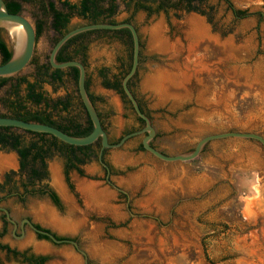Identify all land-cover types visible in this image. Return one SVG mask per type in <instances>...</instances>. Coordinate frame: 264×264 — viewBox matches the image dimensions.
I'll use <instances>...</instances> for the list:
<instances>
[{
  "label": "rangeland",
  "instance_id": "obj_1",
  "mask_svg": "<svg viewBox=\"0 0 264 264\" xmlns=\"http://www.w3.org/2000/svg\"><path fill=\"white\" fill-rule=\"evenodd\" d=\"M227 1L237 10L261 11L263 21L235 19L224 0H192L197 11L187 10L184 0L177 9L165 5L151 16L118 3L115 21L130 17L138 26L142 61L132 87L151 117L152 144L164 154L188 153L202 137L215 133L264 136V0ZM22 14L32 23L43 20L29 5ZM83 24L75 16L71 20V27ZM46 25L34 50L41 64L56 37ZM79 40L88 45V92L107 135L116 141L140 125L117 90L103 85L99 71L114 85L125 46L120 36L105 33ZM32 70L28 66L20 75L33 81ZM8 87L0 91V100ZM42 91L52 100H71L67 112L54 111L55 119L69 115L84 122L70 77L43 84ZM5 111L0 103V113ZM143 136L107 150L108 179L94 156L78 165L80 172L67 175L62 153L47 158L42 182L57 194L61 211L45 196L4 200L18 223L29 217L74 239L84 260L72 244L37 240L29 228L17 239L8 226L1 242L19 253L26 249L45 256L44 264H85V259L90 264H264L262 146L250 139H219L191 161L168 163L140 150ZM19 166L15 152L0 149V182L26 181L27 171ZM11 255L19 254L0 250V264H16Z\"/></svg>",
  "mask_w": 264,
  "mask_h": 264
},
{
  "label": "trees",
  "instance_id": "obj_2",
  "mask_svg": "<svg viewBox=\"0 0 264 264\" xmlns=\"http://www.w3.org/2000/svg\"><path fill=\"white\" fill-rule=\"evenodd\" d=\"M27 1V0H26ZM48 1L49 0H45ZM157 0H142L141 4H138L134 14L139 11H147L148 14L158 13L164 9V6H169L172 9H177L180 7L181 2L184 0H177L172 5L170 0H160L159 5H157L153 9V4L156 3ZM187 1V10L197 11L192 5V0ZM228 8L231 10L233 17L235 19H243L248 17H256L258 24L263 21V14L261 11L256 12H247L245 10H237L233 8L229 1L224 0ZM131 3V0H129ZM127 2V3H129ZM104 5L108 6L109 9H104ZM7 9L10 13L20 14L22 11L21 4L15 1H11L9 3L6 2ZM50 10L54 9L53 2L49 3ZM63 8H66L68 11L69 17H77L80 18L81 21L84 22L83 25L86 24H94V23H106V24H118V23H131L132 19L129 17L127 20H122L120 22L115 21L114 15L116 14V5H114V0H79L78 3H69L68 1H64L62 4ZM153 9V10H152ZM40 11L45 18V21L49 20L51 17L50 12L42 3V7ZM54 15L51 17V21L49 22V28L52 29L55 34L58 36L54 39L53 45L68 31L80 27L75 26L71 29H66V25L68 23V18L65 19V14L61 11L53 12ZM43 22H41L42 24ZM46 23V22H45ZM38 25L36 27V37H38L43 29L42 26ZM132 24V23H131ZM81 25V26H83ZM2 29H0V56H1V64L6 63L11 58V52L3 40L2 37ZM97 34V33H105L110 34L112 36H120L123 38L124 36L127 37V41L131 48L133 47V41L131 33L128 29H119V30H92L87 31L81 34H78L71 39H69L63 47L58 52L61 54L62 50L71 42L81 38L82 36L90 35V34ZM71 58H61L60 56L56 57L57 63H62L65 61H70ZM29 67L34 66V61L31 60ZM131 68V66H130ZM129 68V70H130ZM73 70L71 79L75 84V92H76V99L77 102L81 105L83 112H84V122H79L75 118L70 117L67 115L62 120H57L54 118L53 113L54 111H62L67 112L71 106V100L69 98L60 99V100H52L48 96L44 95L42 91L43 84H50L52 85L55 82L62 81V74L61 70L51 71V66L49 61L43 63L32 70V77L34 78L33 81L28 80V76H13L2 78L0 77V91L9 84V87L6 89L4 97L0 100L1 105L5 108L4 113H0V117H11L16 118L26 122H37L46 125L53 126L71 136L74 137H84L89 135L93 130V125L90 118L87 115V112L80 101V97L78 94L77 89V82H78V69L71 67ZM124 72L120 79L114 84L111 85L109 81H107L106 76L104 77V86L106 88L113 87L117 90V92L121 95V97L125 100L126 104L129 106L131 113L136 117L137 121L139 122L140 126L137 129L128 131L124 133V135L129 134L134 131H138L145 126V123L142 119H140L134 112L130 102L126 98L123 89H122V80L124 76L129 72ZM136 75V74H135ZM135 75L129 80L128 87L132 94L134 95L140 110L150 119L151 117L149 113L143 107V104L137 99L136 95L132 90V80L135 78ZM24 86V88H23ZM86 88H87V78H86ZM88 91V88H87ZM89 94V92H88ZM89 97L94 105V98L89 94ZM103 129L105 127L103 125V121L101 119L100 114H98ZM106 131V130H105ZM24 134L30 135V139L26 141L23 136ZM123 135V136H124ZM122 136V137H123ZM121 137V138H122ZM121 138L116 141H109L110 143H117ZM151 146H153L151 142ZM95 148V151L93 150ZM140 150H143L142 144H140ZM155 148V147H154ZM0 149L13 151L17 154L19 161H20V171H27V182L34 184L36 181H42L46 176V159L52 157L56 153H62L65 158V174L67 175L70 170H77L80 172L78 165L85 163L90 156H94L98 161V153L100 150V142L97 141L91 145L83 146V147H76L67 145L55 137L44 134V133H35L29 131H23L17 128L12 127H0ZM84 150V153H83ZM108 149L103 150L102 159L104 160V155ZM30 194H41L48 196L56 205L60 204L59 198L57 194L51 190L46 188H42L39 190H27ZM33 192V193H32ZM22 199V198H20ZM0 249H4L7 252H11L13 254H19L14 249L9 248L7 245H2ZM39 264H44L47 260L45 256H41L38 258Z\"/></svg>",
  "mask_w": 264,
  "mask_h": 264
},
{
  "label": "water",
  "instance_id": "obj_3",
  "mask_svg": "<svg viewBox=\"0 0 264 264\" xmlns=\"http://www.w3.org/2000/svg\"><path fill=\"white\" fill-rule=\"evenodd\" d=\"M128 29L132 36L133 41V59L132 65L129 72L124 76L122 80V89L123 92L130 102L135 114L144 121L145 126L138 130L131 132L129 134L124 135L117 143H110L108 140V135L106 131L103 129L98 113L93 105L87 88H86V69L82 63L76 60L65 61L62 63L56 62V55L60 48L72 37L92 30H119V29ZM0 29L5 31L6 42L9 45L12 55L11 58L4 64H0V77L7 78L17 76L21 72H23L29 65L36 43V33L31 22L24 17L22 14H14L10 13L6 7V4L3 0H0ZM16 29L20 30L23 34V39L17 45L14 33ZM139 48H140V39L139 34L131 23H118V24H106V23H94V24H86L77 28H74L68 31L65 35H63L52 47L49 54V63L51 67L55 69H65L68 67H75L78 69V82L77 89L80 100L87 112L88 117L90 118L93 130L92 132L84 137H74L71 136L53 126L37 123V122H26L16 118L11 117H0V127H12L17 128L23 131L35 132V133H44L51 135L58 139L59 141L76 147H83L91 145L97 141L100 142V150L98 153V162L107 169L106 164L102 159V154L104 149H117L121 147L127 140L139 136L144 135L141 141L142 147L145 151L150 153L156 159L161 160L163 162H186L191 161L198 157L203 151L204 147L210 142L219 139L226 138H238V139H250L257 141L263 149V161H264V136L259 135L253 132H238V131H228L223 133H215L202 137L194 146L192 151L184 154L177 155H167L164 154L154 147L151 146V142L155 137V129L151 124L150 119L140 110V107L130 91L128 87L129 80L135 75L138 65H139ZM0 211H2L6 219L14 225V229L16 228V224L14 220L11 219L9 211L0 206ZM24 222L28 223L30 227L44 235L49 237L54 243H70L77 247V243L71 240H58L53 235L48 232H43L36 229L28 220H24ZM23 225V224H22ZM84 256L85 253L80 251ZM87 263L85 259V264Z\"/></svg>",
  "mask_w": 264,
  "mask_h": 264
},
{
  "label": "flooded vegetation",
  "instance_id": "obj_4",
  "mask_svg": "<svg viewBox=\"0 0 264 264\" xmlns=\"http://www.w3.org/2000/svg\"><path fill=\"white\" fill-rule=\"evenodd\" d=\"M4 3L6 4L11 2V1H15V2H18L19 4H21V8L23 9V6L24 5H29L30 7H33V8H36V10L39 12V14L41 15V17L43 18V20L41 19H38L36 22H31L27 17V19L31 22V24L33 25L34 29H35V33H36V27L38 25L41 24V22H43L41 24L42 26V29L44 28V26L46 25V23L48 24V27H49V22L51 21V17L54 15L53 12H55L56 10L57 11H61L62 13L65 14V19L68 18V23L66 25V29H71V20L73 19V17H69L67 16L68 15V11L66 8H63L62 4L64 1H68L69 3H71L69 0H49L48 1H45V0H3ZM50 2H53L54 6H53V12H51L50 10V6H49V3ZM79 2V0H77V3ZM129 2V0H114V5H116V9H118V3H123V6L125 7V9H127V6H129L133 12H135V9L137 7L138 4H141L142 3V0H131V3H127ZM42 3H44V6L48 9V11L50 12V15L51 17L49 18V20L45 21V18L43 17L41 11H40V8L42 7ZM72 4V3H71ZM7 7V6H6ZM104 9H109L108 6L104 5L103 7ZM153 10V9H152ZM143 13L145 14H148L147 11H144ZM22 14V11L21 13ZM153 14V13H152ZM152 14H148V15H152ZM23 15V14H22ZM24 16V15H23ZM25 17V16H24ZM80 19V18H78ZM123 20H127L126 19H123ZM46 22V23H45ZM132 25H134V27L136 28L138 34H139V30H138V26L136 25L135 22H133L132 20ZM47 26V25H46ZM3 30V29H2ZM52 30V29H51ZM53 31V30H52ZM54 35L57 37L58 35L55 34V32L53 31ZM2 37H3V40L4 42L6 43V45L8 46L10 52H11V49L9 47V45L7 44L6 42V35H5V31L3 30L2 31ZM55 37V38H56ZM80 39V38H79ZM75 40L73 42H71L70 44H68L61 52V54L57 53L56 57L57 56H60L61 58H71V60H76V61H79L80 63H82L86 69V73L88 74V63H87V53H88V45H87V42L86 41H81V40ZM139 39H140V48H139V65H138V68H137V71H136V75L135 77L137 76L138 72H139V69H140V64H141V61H142V41H141V37H140V34H139ZM36 41H37V37H36ZM121 41L123 42L124 46H125V51H124V55L122 57H118L117 58V62H119L121 64V62L123 63V65L121 66V73H119V75L121 76L124 72H127L130 68V66L132 65V59H133V47L131 48V46L129 45L128 41H127V37L124 36L123 38H121ZM36 44V43H35ZM55 45V44H54ZM52 45V47L54 46ZM63 47V46H62ZM61 47V48H62ZM60 48V49H61ZM35 50V49H34ZM60 51V50H59ZM58 51V52H59ZM12 54V52H11ZM34 61V68L36 69L37 66L41 65V63H38L35 59H34V53H33V57L32 59ZM46 61H49V56H48V59ZM45 61V63H46ZM0 64H1V56H0ZM51 66V65H50ZM71 67H68V68H65V69H55L53 67H51V71H55V70H61V74H62V77H64L65 75L70 77L72 76V73H73V70L70 69ZM75 68V67H74ZM77 69V68H76ZM101 75H105L104 72L102 71H99ZM79 73V72H78ZM21 74V73H20ZM20 74L17 75L18 76H21ZM115 76V75H113ZM87 78V77H86ZM132 90H133V87H132ZM134 92V91H133ZM135 94V93H134ZM81 101V100H80ZM95 101V100H94ZM82 103V102H81ZM79 104V103H78ZM80 107V110L83 112V109L81 107V105L79 104L78 105ZM94 106H95V109L97 111V113L99 114V111L97 110V107L95 105V102H94ZM84 114V112H83ZM140 125V124H139ZM139 128V127H137ZM136 128V129H137ZM134 130V129H133ZM128 131H131V130H128ZM126 131V132H128ZM108 140L109 141H113L110 139L109 135H108ZM83 153H84V150H83ZM104 163L106 164L105 162V155H104ZM20 163V161H19ZM99 163V162H98ZM100 164V163H99ZM101 165V164H100ZM107 166V169L105 167H103L101 165V167L104 169L105 171V174H106V179H108V177L110 176L111 174V168L106 164ZM19 169H20V166H19ZM43 181V180H42ZM42 181H38V182H35L34 184L32 183H29L26 181H20V182H15V181H12L10 182L9 180L7 181H4V182H0V206L2 207H5L8 211L9 209L6 207L5 205V202L4 200L8 199L9 197H16L17 199L23 201L25 198L27 197H32V196H45L47 197L51 203L55 206V208L59 211L60 210V204L59 205H56L48 196L46 195H41V194H30L29 192H27V190H32L34 189V187H37L36 189L34 190H39V189H42V188H48V189H51L47 183L45 182H42ZM32 186V187H30ZM52 190V189H51ZM22 198V199H20ZM10 213V211H9ZM0 218H1V221H2V225H1V228H0V247L2 245H6L4 243L1 242V238L4 237L7 233V228L8 226H11L12 228V236L17 238V239H22L26 236V230L25 228H29L33 234L35 235L36 239L37 240H49L51 241L53 244H56V245H61V244H64V243H54L49 237L47 236H44L36 231H34L30 225L26 222H24V220H28L36 229L40 230V231H43V232H48L50 233L51 235H53L56 239L58 240H63V239H66V240H71V241H74V239H67V238H64V237H61V236H58L57 234L51 232L49 229L47 228H43L41 227L40 225L38 224H35L34 222L31 221V219L29 217H24L23 219H21V221L18 223L17 221H15L11 215V219L14 220L15 224H16V228L14 229V225L12 223H10L7 219H6V216L5 214L0 211ZM23 224V225H22ZM70 244V243H69ZM8 246V245H7ZM9 247V246H8ZM11 248V247H9ZM73 248L75 249V251L77 253H79L83 260L85 258V256L80 252L82 251L79 246L77 245V247H75L73 245ZM12 249V248H11ZM1 251L5 252V254L8 256L9 254H11V252H7L6 250H2L0 249ZM15 250V249H14ZM42 255H37V254H34V253H30V252H27L26 249L25 251L23 252H20L19 255H15V256H12V259L15 261L16 264H39V260L38 258L41 257ZM87 261V260H86ZM86 264H90V263H86Z\"/></svg>",
  "mask_w": 264,
  "mask_h": 264
},
{
  "label": "bare ground",
  "instance_id": "obj_5",
  "mask_svg": "<svg viewBox=\"0 0 264 264\" xmlns=\"http://www.w3.org/2000/svg\"><path fill=\"white\" fill-rule=\"evenodd\" d=\"M14 38H15V41H16V44L18 45L21 40L23 39V34L22 32L18 29H16L15 33H14Z\"/></svg>",
  "mask_w": 264,
  "mask_h": 264
}]
</instances>
